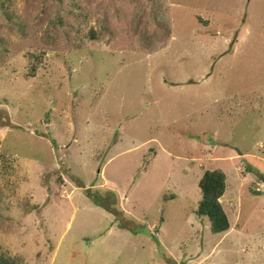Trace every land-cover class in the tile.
Listing matches in <instances>:
<instances>
[{
  "label": "rangeland",
  "instance_id": "rangeland-1",
  "mask_svg": "<svg viewBox=\"0 0 264 264\" xmlns=\"http://www.w3.org/2000/svg\"><path fill=\"white\" fill-rule=\"evenodd\" d=\"M6 3L2 250L23 264H264V0ZM217 169L222 234L196 214Z\"/></svg>",
  "mask_w": 264,
  "mask_h": 264
},
{
  "label": "trees",
  "instance_id": "trees-1",
  "mask_svg": "<svg viewBox=\"0 0 264 264\" xmlns=\"http://www.w3.org/2000/svg\"><path fill=\"white\" fill-rule=\"evenodd\" d=\"M9 0H0L1 7L7 5ZM94 38V35L93 37ZM33 71L35 70L32 67ZM201 199L196 209L200 218H207L212 234H222L230 230L228 216L223 209L221 199L226 191V175L221 170H207L198 182ZM0 264H23L22 261L0 247Z\"/></svg>",
  "mask_w": 264,
  "mask_h": 264
},
{
  "label": "crops",
  "instance_id": "crops-1",
  "mask_svg": "<svg viewBox=\"0 0 264 264\" xmlns=\"http://www.w3.org/2000/svg\"><path fill=\"white\" fill-rule=\"evenodd\" d=\"M260 94L261 97H258L259 100L261 101V105H257L255 106L256 109H258V117L256 119H254V122H258V121H261V120H264V112H259L260 109L264 106V88H262V91L258 90V93L257 95ZM256 95V96H257ZM255 109V108H252V110ZM257 111V110H256ZM264 139V138H263ZM263 143V142H262ZM262 143L260 141L256 142L255 146H258V145H262ZM260 145V146H261ZM262 150H264V147L262 148ZM240 152V151H238ZM264 153V152H263ZM241 156V154L238 155V157ZM237 155L236 156H230L229 159H236ZM240 171V170H239Z\"/></svg>",
  "mask_w": 264,
  "mask_h": 264
}]
</instances>
